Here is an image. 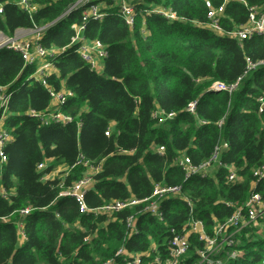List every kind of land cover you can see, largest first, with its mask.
<instances>
[{"label":"trees","instance_id":"obj_1","mask_svg":"<svg viewBox=\"0 0 264 264\" xmlns=\"http://www.w3.org/2000/svg\"><path fill=\"white\" fill-rule=\"evenodd\" d=\"M76 1L31 0L37 10L30 16L18 0H0V32L6 36L47 27L39 43L55 52L48 85L73 94L61 108L71 123L41 124L29 112H47L52 99L42 82L30 78L35 65H25L13 50L0 51V89L6 88L9 97L4 126L12 135L3 153L7 162L0 163V264H104L122 248L153 264L157 254L168 258L170 230L180 231L189 218L183 199H164L163 222L144 212L143 205L109 218L82 214L74 198L60 196L82 178L86 171L82 165L65 178L41 179L59 166L65 175L80 156L100 165L85 194L90 209L116 200L146 199L156 184L181 186L210 236L252 194L264 200V179L254 176L264 165V108L259 112L264 68L244 76L247 60H264V38L239 42L203 26L210 11L207 4L212 9L225 6L221 26L233 32L248 22L252 9L264 10V0H133L137 13L133 30L112 0H91L104 7L102 21L84 22V7L64 17ZM159 6L183 20L151 12ZM73 25H84L86 38L104 44L101 73L91 69L71 43ZM239 79L232 93L211 90L215 83L232 87ZM1 96L0 92V110ZM193 102L194 115L186 111ZM156 109L176 116L158 124L153 117ZM111 123L114 129L107 137ZM223 141L228 144L220 156L224 166L214 175L187 180L177 159L185 154L200 165ZM160 147L164 152L155 150ZM42 163L47 167L38 171ZM226 166L236 168L239 181L228 182ZM28 208L30 213L22 216ZM130 216H135L136 231L128 232ZM260 224L264 228V220ZM263 228L244 231L240 238L237 248L245 253L244 264H264ZM258 237L262 239L255 242ZM191 246L188 262L203 248L192 237Z\"/></svg>","mask_w":264,"mask_h":264},{"label":"built area","instance_id":"obj_2","mask_svg":"<svg viewBox=\"0 0 264 264\" xmlns=\"http://www.w3.org/2000/svg\"><path fill=\"white\" fill-rule=\"evenodd\" d=\"M17 5L25 11L28 15H32L37 10V6L31 2V0H18ZM230 0H225L228 2ZM112 2L119 8V11L124 18L126 25L130 30L135 28L137 13L135 10V4L133 0H112ZM84 7L83 21L86 22L89 19H95L102 21L105 17L103 11L104 7L92 3L91 0H77L74 5L66 12L65 16H68L75 10ZM207 7L210 9L207 17V23L203 26L212 30L220 35H227L232 38H236L239 42L251 39L254 36H261L264 38V10L252 9L249 15L248 22L238 27L233 32H226L221 22L224 17L225 6L223 5L219 9H212L209 4ZM2 5L0 4V13H2ZM151 12L162 15L169 20H183L172 11L165 7H156ZM47 27L33 28V29H20L17 30L13 37H8L0 32V51L4 49L13 50L22 56L25 65H35V70L31 75V79L42 82V84L48 89L49 95L52 99L51 108L47 112H35L30 111L29 115L40 121L43 125H49L50 123H71L72 118L64 115L61 108L66 104L68 98L72 97L71 91L61 89L56 91L53 87L48 85L47 78L55 71V65L53 63V56L55 52L49 51L44 48L40 43V39ZM74 36L72 38V44L77 46V53L80 55L83 61H85L91 69L99 73L100 69H103V61L106 58L105 46L103 43L97 40H89L83 35L85 26L73 25ZM246 76L251 71H254L260 67L264 68V60L257 63H251L249 60ZM242 79H239L236 85L232 87H226L220 83H215L211 90L214 92H220L223 90L232 93L238 89V85ZM6 88H1V110L3 116L0 119V163H6L7 158L3 155L4 149L12 140L11 133L4 126L5 112L7 111V105L9 97L6 94ZM261 109L264 108V97L259 99ZM186 111L192 115L196 113V103H190L186 108ZM175 113H166L161 109H156L153 114L154 119L158 124L165 123L174 119ZM114 129V124L111 123L107 129L105 135L111 137ZM228 149L226 142H221L215 149V152L211 159L200 164L194 165L189 157L182 154L177 159V165L182 167L185 172V178L188 180L195 176H208V171L212 168L216 170L219 167L224 166L220 161V156L223 150ZM160 153L164 152V148L160 147L155 149ZM82 165L86 171L82 178L77 182H74L68 189H63L60 196L71 197L76 200L79 205L80 212L82 214L94 213L96 216L113 217L115 214L123 212L128 209L143 205V211L150 214L152 217L163 222L165 219L164 211H162V203L166 198H179L186 202L189 208V218L183 225L181 230L171 229L170 237L165 244L167 247L168 258L163 260L159 254L156 255L153 264H244L245 253L238 248L241 245V237L244 231L256 229H262L260 224L264 220V200L259 194H252L245 204L224 223L219 224L216 227L213 236H210L207 231L205 222L195 216L194 202L183 193L181 186H167L162 184H156L150 197L146 199L130 198L127 200L111 201L97 209H90L85 203V194L94 185V176L101 171V166H95L94 164L86 161L82 156L79 157L78 162L72 168H66L68 171L65 175H61L65 178L71 170L76 166ZM47 167V163L38 165V171H43ZM228 170V182L234 183L239 181L237 170L233 166H226ZM64 169V168H63ZM214 172V173H215ZM214 175V174H213ZM255 178L260 181L264 179V165L255 173ZM54 179V173L44 175L42 177L43 182L52 181ZM255 185V184H254ZM62 187V186H61ZM2 195L5 196L6 192L2 191ZM31 209L28 208L21 212L22 216H26L30 213ZM135 216H130L127 221V229L129 231H136L135 229ZM20 230L23 227V223H19ZM250 231V232H251ZM250 232L247 234L249 238ZM257 233H259L257 231ZM191 237L198 240L203 244V248L199 249L195 258L189 261V257L192 253ZM24 238V235H23ZM88 239H86L87 241ZM238 247V248H237ZM154 251H158L156 245L153 246ZM104 264H148L145 256L136 253H127L125 249L118 251L115 258L106 261Z\"/></svg>","mask_w":264,"mask_h":264},{"label":"rangeland","instance_id":"obj_3","mask_svg":"<svg viewBox=\"0 0 264 264\" xmlns=\"http://www.w3.org/2000/svg\"><path fill=\"white\" fill-rule=\"evenodd\" d=\"M62 169H63V168H62L61 166L56 167L55 172H54V178H55V179L58 178V177H61ZM214 172H215V169L212 168V169H210L207 173H208V175H213ZM263 229H264V228H263ZM262 235H263V233L260 234V236H261L263 239L258 237V239H257L255 242L260 241V239L264 240V237H263ZM254 248L257 249L256 246H255Z\"/></svg>","mask_w":264,"mask_h":264},{"label":"crops","instance_id":"obj_4","mask_svg":"<svg viewBox=\"0 0 264 264\" xmlns=\"http://www.w3.org/2000/svg\"><path fill=\"white\" fill-rule=\"evenodd\" d=\"M103 71V69H100L99 73H101Z\"/></svg>","mask_w":264,"mask_h":264},{"label":"bare ground","instance_id":"obj_5","mask_svg":"<svg viewBox=\"0 0 264 264\" xmlns=\"http://www.w3.org/2000/svg\"><path fill=\"white\" fill-rule=\"evenodd\" d=\"M65 171V170H64ZM66 172H68L67 170H66ZM54 173V172H53Z\"/></svg>","mask_w":264,"mask_h":264}]
</instances>
